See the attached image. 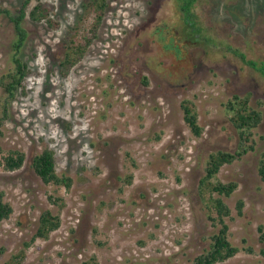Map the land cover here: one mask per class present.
Returning a JSON list of instances; mask_svg holds the SVG:
<instances>
[{
	"label": "rangeland",
	"instance_id": "rangeland-1",
	"mask_svg": "<svg viewBox=\"0 0 264 264\" xmlns=\"http://www.w3.org/2000/svg\"><path fill=\"white\" fill-rule=\"evenodd\" d=\"M26 1L0 0V81L13 68L12 19ZM89 1L29 0L23 8L28 74L10 100L0 83V162L24 155L18 170L0 168V196L12 208L0 222V264H17L20 252L19 264H194L219 229L211 206L218 196L200 186L208 157L239 146L225 107L234 96L247 98L261 121L254 149L211 180L237 185L221 199L228 241L240 250L219 264H264V74L236 55L264 66V0H198L201 37L183 28L175 0H108L96 37L63 75L68 33ZM37 5L46 17L33 22ZM93 21L82 24L86 35ZM43 151L71 179L68 190L34 172ZM45 211L59 226L38 238Z\"/></svg>",
	"mask_w": 264,
	"mask_h": 264
},
{
	"label": "trees",
	"instance_id": "trees-1",
	"mask_svg": "<svg viewBox=\"0 0 264 264\" xmlns=\"http://www.w3.org/2000/svg\"><path fill=\"white\" fill-rule=\"evenodd\" d=\"M28 1L29 0L24 3L23 8ZM197 1L198 0H175V3L183 14V28L189 31V33L191 31L192 34H200L201 37L204 33V29L196 22L198 17L193 12ZM107 2L108 0L89 1L85 5V15L87 16L81 19V21L76 24L77 26H73L72 31L68 33L67 39L69 44L67 46L64 59L60 62V68L62 69L63 75H66L76 61L85 54L92 39L96 37V30L101 22L104 11L107 8ZM23 8L20 10L19 15L15 19H12L15 31V40L12 43L13 54L11 58L13 68L7 75L2 77L0 81L3 90L8 94L9 100L14 97L15 92L22 86V83L28 74L27 64L20 56L26 41V32L21 26L22 20L25 17ZM91 14H94V21L90 24V27H88L89 34L86 35L85 31H82L84 28L82 24H86L88 16ZM45 17L46 11L41 5L35 6L30 12V18L33 22H39ZM236 55L246 65L261 71L264 74V66H258L253 61L246 62L243 55L238 53H236ZM225 107L226 111L231 114L230 121L233 127L237 130L240 141L238 150L235 153L218 151L210 154L208 157L205 169L206 175L200 181V186L204 188L203 191L207 189L208 193H214L218 196L217 199H213L211 201V206L216 214V219H214V221L217 223V226H219V229L217 233L213 235L212 243L210 244L209 249L203 255L197 257L194 264L223 263L233 258L240 250L228 241V225L225 223V218L229 216V209L221 199V197H230L235 191L237 185L235 183L223 184L219 181L212 184L211 180L215 178L224 165L232 164L235 160L254 149L252 131L260 124L261 116L258 111L249 106L247 98L234 96L228 101ZM182 109L187 126L190 128L191 132L198 137L201 130L197 125L196 116L193 110L186 103L182 104ZM23 162L24 155L22 153H10L3 162H0V168H3L8 172H12L21 168ZM32 168L34 169L36 175L46 185L52 184L54 186H62L67 190L71 186V179L64 176H58L56 174L54 155L51 151H43L40 155L34 157L32 160ZM258 172L261 181L264 183V152L261 154ZM242 206V202H238V215L241 214ZM11 214L12 208L8 204L3 203L2 197L0 196V222L7 220ZM58 226L59 219L53 217L49 211H45L39 218V225L35 237L46 238L49 233L57 230ZM258 232L262 234L260 240L264 241V233H262L261 227L258 228ZM34 239L35 238L32 240L34 241ZM28 246L29 245L26 244L25 248H28ZM249 252H251V249H249ZM260 255L264 257V248L260 249ZM23 258V252L14 256V259L19 261L17 264H19Z\"/></svg>",
	"mask_w": 264,
	"mask_h": 264
}]
</instances>
